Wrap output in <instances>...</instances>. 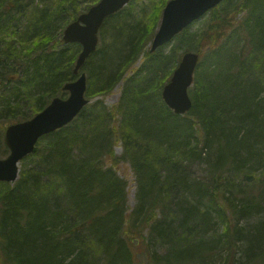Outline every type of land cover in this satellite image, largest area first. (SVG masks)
Returning <instances> with one entry per match:
<instances>
[{
    "label": "trees",
    "instance_id": "16d2710c",
    "mask_svg": "<svg viewBox=\"0 0 264 264\" xmlns=\"http://www.w3.org/2000/svg\"><path fill=\"white\" fill-rule=\"evenodd\" d=\"M79 1L0 0L4 121L26 120L63 96L85 66L89 101L124 81L117 104L88 103L38 140L13 185L0 181V264H264V0L222 1L168 53L167 44L148 51L167 0L137 18L130 0L99 30L108 46L97 45L75 74L80 45L60 34L82 12ZM182 51L200 59L181 115L160 90ZM121 161L135 176L131 211L115 170ZM199 163L209 177L189 173ZM150 244L167 251L145 255Z\"/></svg>",
    "mask_w": 264,
    "mask_h": 264
},
{
    "label": "water",
    "instance_id": "95a60500",
    "mask_svg": "<svg viewBox=\"0 0 264 264\" xmlns=\"http://www.w3.org/2000/svg\"><path fill=\"white\" fill-rule=\"evenodd\" d=\"M221 1L168 0L162 9L149 52L171 41L186 26ZM128 2L129 0H99L64 27L63 42L78 43L81 46L73 68L75 74L86 58L95 51L98 31L104 19L121 10ZM198 59V53L185 52L162 88L164 103L176 114H184L192 106L188 88L193 82ZM62 89L69 92L66 98L56 96L30 119L6 127L4 143L9 152L6 157L0 158V181L14 182L19 174V162L33 152L39 138L70 123L88 103L84 96L85 73L82 72L75 80L65 83Z\"/></svg>",
    "mask_w": 264,
    "mask_h": 264
},
{
    "label": "rangeland",
    "instance_id": "374dc122",
    "mask_svg": "<svg viewBox=\"0 0 264 264\" xmlns=\"http://www.w3.org/2000/svg\"><path fill=\"white\" fill-rule=\"evenodd\" d=\"M152 1L153 0H135L133 2V4L135 5V9H134V15H136L135 18H137L138 15H142V14L145 15L147 12H151V9H152L151 8L152 7ZM86 4H87V2L85 3V0H80L79 1V5H80L79 7L82 8V11L87 9V5ZM224 5L225 4L222 5V8H223ZM208 13L206 15H204L203 17H201L200 19L196 20L191 25L189 31L190 32L191 31L192 32H195L198 28H200L202 26V23L204 22V19L208 15ZM54 35L56 37V31H55V34ZM60 35L62 36V34H60ZM57 36H59V35H57ZM173 41L174 40H172L170 43H168L164 47V49H163V52L164 53H168L170 51V48L172 47ZM51 44L52 43H50L49 46ZM108 44H109V40L106 37L104 39H102L100 37V34H99V44L98 45L101 47L102 45L103 46H106V45L108 46ZM142 60L143 59L141 57H139L135 61L132 69L131 70L129 69L127 71L126 75H129L134 69L138 68L141 65V63H142ZM88 69H89V66H88V68L85 66L84 69H83V71H84V73L86 75H87V70ZM168 81H169V79L167 80V82ZM123 82H124L123 79L120 80L108 93H105V94H94L91 98H89L90 99L89 103L101 99L107 107H112L113 105L117 104L118 101H119V98L121 96V92H122V88H123ZM166 83H164L163 86ZM163 86H162V88H163ZM191 86L189 88H191ZM64 92H65L64 95L61 96L62 98H66L68 96V94H69L68 91H64ZM85 93H86V91H85ZM260 95L262 97H264V91H261L260 92ZM28 114L29 115H34L33 112H28ZM11 123H15V122H9L8 120L7 121L6 120L4 121V119H1L0 118V147H2V148H3L2 144L6 147V145L4 143V132H5V129ZM122 151H123V148H122L121 143L120 142H116L115 145H114V154L116 156H120L122 154ZM7 154H8V148H7V151L4 152L0 156V158L5 157ZM103 160H104L106 166L110 165V160H111L110 158L104 156L103 157ZM21 166H22V161L19 163V172L21 170ZM188 169H189V173H191V175L194 176L195 178L204 179V178L209 177V175L207 174L208 172L206 171V166L203 163L202 164L199 163V164L190 165ZM115 170H116V174H117L118 178L121 179L126 184V187H125V190H126L125 202H126L127 210L128 211H131L135 207V205H136V199H135L136 182H135V176L133 174V170L130 167L129 163L128 162H125V161L118 162L117 166L115 167ZM259 174H260V172L259 171H256L255 174H254V176L255 175L258 176ZM261 179H264V177L261 176V177L258 178V180H261ZM255 180L256 179L253 178L252 181H255ZM10 184L13 185L14 182H12ZM240 223L241 224L242 223L245 224V220H242ZM215 228L221 230L222 229V226L220 225V223H219V225H216L215 224ZM148 241L150 242L152 240L148 239ZM142 249L145 250L144 251L145 252V255H146V252H148V251L150 253H153L154 251H156V252L159 253V255H162V254H164L167 251L165 245H157L155 247L152 244H150L148 247H142ZM140 258H141V261H145L146 260V258L144 256H142V255H141Z\"/></svg>",
    "mask_w": 264,
    "mask_h": 264
}]
</instances>
